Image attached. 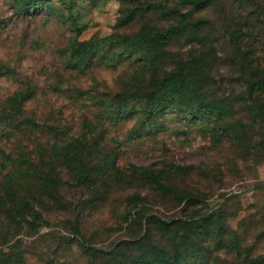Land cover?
<instances>
[{
	"label": "rangeland",
	"instance_id": "obj_1",
	"mask_svg": "<svg viewBox=\"0 0 264 264\" xmlns=\"http://www.w3.org/2000/svg\"><path fill=\"white\" fill-rule=\"evenodd\" d=\"M0 264H264V0H0Z\"/></svg>",
	"mask_w": 264,
	"mask_h": 264
},
{
	"label": "trees",
	"instance_id": "obj_2",
	"mask_svg": "<svg viewBox=\"0 0 264 264\" xmlns=\"http://www.w3.org/2000/svg\"><path fill=\"white\" fill-rule=\"evenodd\" d=\"M171 34V30H168V31H166L165 33H163V34H159V33H157L156 34V36L158 37V38H160L161 40H165L169 35ZM140 170H145V168H139Z\"/></svg>",
	"mask_w": 264,
	"mask_h": 264
}]
</instances>
